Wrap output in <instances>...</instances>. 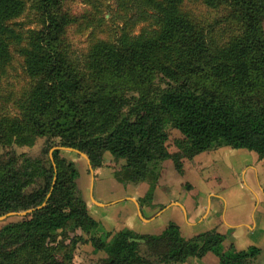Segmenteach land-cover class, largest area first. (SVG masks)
Listing matches in <instances>:
<instances>
[{"label":"trees","instance_id":"trees-1","mask_svg":"<svg viewBox=\"0 0 264 264\" xmlns=\"http://www.w3.org/2000/svg\"><path fill=\"white\" fill-rule=\"evenodd\" d=\"M66 1L0 0V73L17 54L28 77L0 87V215L28 210L0 220V264H71L50 246L68 226L82 228L103 264H179L207 252L219 264H259V247H226L215 228L187 236L168 220L142 241L127 229L88 228L78 167L58 146L84 151L93 167L105 151L123 158L115 178L146 182L143 204L166 160L182 173L185 160L219 146L263 157L264 0H119L126 27L80 54L65 37L78 19ZM26 12L34 25L23 28ZM136 21L145 24L129 32ZM39 136V155L13 148Z\"/></svg>","mask_w":264,"mask_h":264},{"label":"crops","instance_id":"crops-1","mask_svg":"<svg viewBox=\"0 0 264 264\" xmlns=\"http://www.w3.org/2000/svg\"><path fill=\"white\" fill-rule=\"evenodd\" d=\"M169 148L175 149L173 144ZM72 150L75 156L80 153ZM72 150L61 148L69 155ZM103 158L98 167L92 166L86 154L75 159L78 185L93 224L88 228L99 223L103 231L127 229L141 239L162 231L168 220L175 221L187 236L215 228L225 234L226 247H259V264H264V156L246 148L219 146L185 160L182 173L166 160L151 204L140 201L148 188L146 182L122 183L115 178V170L125 164L123 158L109 151ZM79 229L87 249L102 257L103 252L94 251L87 234ZM179 264H219V257L207 252Z\"/></svg>","mask_w":264,"mask_h":264},{"label":"rangeland","instance_id":"rangeland-1","mask_svg":"<svg viewBox=\"0 0 264 264\" xmlns=\"http://www.w3.org/2000/svg\"><path fill=\"white\" fill-rule=\"evenodd\" d=\"M65 5L78 18L65 31L66 40H68L70 46L77 54L84 52L95 38L109 40L115 38L119 30L124 29L127 25L124 24V10L119 8V0H68ZM184 6L185 8H190V10L194 9V12L199 11L198 8H192L191 5H187V1ZM129 11L130 15L135 13L134 9H130ZM31 18V13H23L21 17H18V20L21 22L20 26L23 28L33 26L34 24L31 23ZM144 24V22L136 21V23H131L127 30L131 33H137ZM15 56L14 60H11L10 66L6 67V70L0 73V87L4 91L23 85L28 79L21 66V57L17 54ZM176 134L177 132L172 129L169 144H173ZM44 141L45 137L39 136L32 145L13 144V148L18 153L24 152L29 155H39ZM54 147L52 146L48 150L51 159L53 157L52 150ZM58 147L61 150V148H66L67 146ZM6 149L1 148L0 152H4ZM83 152L81 151L77 156H75L73 150L70 153L71 155L67 151H60V154L75 161ZM22 211H9L10 213L8 214L6 212L4 213L5 216H3L4 214L0 215V220L7 217L16 219L22 215ZM79 230V227L73 228L72 226H68L66 233L60 234L50 240V246L55 249L58 257L64 260L70 259L71 264H103L102 257L91 253L87 249L86 242L81 237ZM72 238L74 239V243ZM77 247L78 249H76ZM68 253L71 254L70 257L65 255Z\"/></svg>","mask_w":264,"mask_h":264},{"label":"water","instance_id":"water-1","mask_svg":"<svg viewBox=\"0 0 264 264\" xmlns=\"http://www.w3.org/2000/svg\"><path fill=\"white\" fill-rule=\"evenodd\" d=\"M67 148L75 149V148H73V147H67ZM75 150H77V149H75ZM77 151L81 152L80 150H77ZM83 154H86V153L83 152ZM86 155H87V154H86ZM27 211H28V210H24V211L21 212V214H24V213H26ZM8 213H10V212H7L6 214H8ZM3 216H5V214H4ZM134 239H137V240H143V239H141V238H134Z\"/></svg>","mask_w":264,"mask_h":264}]
</instances>
